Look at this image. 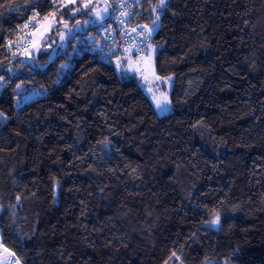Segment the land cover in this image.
Returning <instances> with one entry per match:
<instances>
[{
    "label": "trees",
    "instance_id": "16d2710c",
    "mask_svg": "<svg viewBox=\"0 0 264 264\" xmlns=\"http://www.w3.org/2000/svg\"><path fill=\"white\" fill-rule=\"evenodd\" d=\"M53 1L0 0L4 246L20 264H264V0H146L156 72L174 77L164 116L136 78L73 54L108 21L84 27L95 0ZM54 13L82 29L14 57L8 41Z\"/></svg>",
    "mask_w": 264,
    "mask_h": 264
},
{
    "label": "built area",
    "instance_id": "2783aa9c",
    "mask_svg": "<svg viewBox=\"0 0 264 264\" xmlns=\"http://www.w3.org/2000/svg\"><path fill=\"white\" fill-rule=\"evenodd\" d=\"M75 1L54 0L53 7L58 9ZM145 2L146 0H140L139 3L136 0H116L115 8L110 13L108 21L97 27L96 32L91 31L80 40L73 54L78 57L91 55L98 61L112 65L119 70L125 55L147 53L152 45L154 34L152 32L149 35L148 30L151 26L143 21ZM122 13L125 14L122 15ZM44 19L45 17L40 15L31 17L25 24L27 27L24 25L17 37L13 41H8L11 51L16 53L27 49L31 45L32 31L41 25ZM134 28L136 31H133Z\"/></svg>",
    "mask_w": 264,
    "mask_h": 264
},
{
    "label": "rangeland",
    "instance_id": "374dc122",
    "mask_svg": "<svg viewBox=\"0 0 264 264\" xmlns=\"http://www.w3.org/2000/svg\"><path fill=\"white\" fill-rule=\"evenodd\" d=\"M95 8L92 13V17L87 19L84 22V27H88L90 23L94 21L104 22L109 17L108 2L105 0H95ZM93 5V4H92ZM86 9V8H85ZM159 26V21L157 22ZM57 27H61V33L59 37V46L64 48L67 46L68 38L70 37L73 29L80 31L82 29L81 24H77L74 27H71L64 19H60L56 13L45 17L43 23L34 29L31 33V45L25 49L23 56L32 57L37 55L38 52L42 49L43 45L47 43L50 34ZM153 25L151 26V28ZM157 30V29H156ZM153 31V34L156 32ZM63 34V38H61ZM30 36V35H29ZM14 57H17L21 54L22 50L14 53ZM156 47L151 45L148 52L134 56L133 54H127L124 56L121 65L119 67V74L123 77L132 76L136 78L145 91V93L150 98L151 102L154 105V108L159 116L168 115L173 112V103H172V92L174 86V77L163 78L160 77L156 72ZM22 60V58H21ZM28 61V59H25ZM19 74L17 68H12L8 71L6 76L13 78L15 75ZM160 77V79H156ZM5 75L0 76V91L4 88ZM151 88V91L149 89ZM40 95V94H39ZM155 97V99H154ZM38 98V94L31 95L30 97H25L22 99V96L17 98V108H21L23 105L31 102L33 99ZM157 103L161 105L160 108H157ZM3 264H20L19 261L13 256L7 261H4Z\"/></svg>",
    "mask_w": 264,
    "mask_h": 264
},
{
    "label": "snow or ice",
    "instance_id": "6c2138e0",
    "mask_svg": "<svg viewBox=\"0 0 264 264\" xmlns=\"http://www.w3.org/2000/svg\"><path fill=\"white\" fill-rule=\"evenodd\" d=\"M136 2L139 3L140 0H136ZM84 6L87 7V5H84ZM0 7L6 8L9 11L12 10V5L10 3L9 4H2V5H0ZM166 7H167V0H158L157 5L152 9V11L156 12L157 9H165ZM124 14L125 13H122V15H124ZM158 20H159V15H156V19L151 22L153 27L148 30L149 35H151V33L158 28V24H157ZM25 27H27V25H25ZM133 31H136V29L134 28ZM61 38H63V34H61ZM156 79H160V77H156ZM149 91H151V88L149 89ZM154 99H155V97H154ZM157 108L164 110L161 108V105L159 103H157ZM17 199H19V198H17ZM219 221H220V217H219V215H217L213 220H211L210 223L213 227H216L219 225ZM172 256L176 257V259H179V257L176 256L175 252L172 253Z\"/></svg>",
    "mask_w": 264,
    "mask_h": 264
},
{
    "label": "water",
    "instance_id": "95a60500",
    "mask_svg": "<svg viewBox=\"0 0 264 264\" xmlns=\"http://www.w3.org/2000/svg\"><path fill=\"white\" fill-rule=\"evenodd\" d=\"M12 257H13V252L4 246L0 234V264H3L4 261H7Z\"/></svg>",
    "mask_w": 264,
    "mask_h": 264
}]
</instances>
